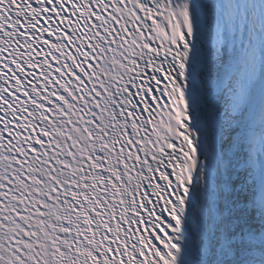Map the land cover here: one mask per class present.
<instances>
[{"label": "snow or ice", "instance_id": "snow-or-ice-1", "mask_svg": "<svg viewBox=\"0 0 264 264\" xmlns=\"http://www.w3.org/2000/svg\"><path fill=\"white\" fill-rule=\"evenodd\" d=\"M0 264H264V0H0Z\"/></svg>", "mask_w": 264, "mask_h": 264}]
</instances>
